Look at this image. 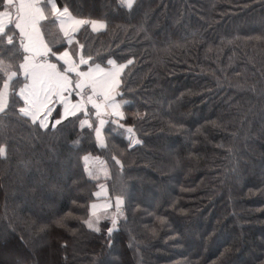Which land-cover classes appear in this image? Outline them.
I'll return each instance as SVG.
<instances>
[{"label":"trees","instance_id":"trees-1","mask_svg":"<svg viewBox=\"0 0 264 264\" xmlns=\"http://www.w3.org/2000/svg\"><path fill=\"white\" fill-rule=\"evenodd\" d=\"M53 1L83 21L88 66H122L121 116L103 146L91 109L32 121L20 37L0 31V264H264V0ZM100 200L114 227L87 226Z\"/></svg>","mask_w":264,"mask_h":264},{"label":"crops","instance_id":"crops-1","mask_svg":"<svg viewBox=\"0 0 264 264\" xmlns=\"http://www.w3.org/2000/svg\"><path fill=\"white\" fill-rule=\"evenodd\" d=\"M3 2L6 10L11 9L10 6L12 9L11 13L5 10L0 14V31L12 24L25 53L20 69L26 81L18 89V95L24 104L21 109L24 115L38 119L48 112L51 114L53 106L50 105L47 110H43L48 100L43 99V94L47 92L54 105L59 102V99L55 98L59 95L77 103L76 109L79 112L85 113L87 109H91L97 117L113 114L121 116L123 103L116 99V94L122 66L113 65L106 68L100 65H87L81 58L74 39L83 21L73 18L65 9H60L53 0H3ZM19 10L21 12L14 17L12 13ZM97 22L89 23L94 32L104 29V23ZM57 33L61 34L67 45L59 54L54 53L49 44ZM59 111L63 114L61 109ZM103 127L104 123L98 124L95 132L99 146L104 144L103 132L102 136L99 134ZM99 136L103 137L102 143Z\"/></svg>","mask_w":264,"mask_h":264},{"label":"rangeland","instance_id":"rangeland-1","mask_svg":"<svg viewBox=\"0 0 264 264\" xmlns=\"http://www.w3.org/2000/svg\"><path fill=\"white\" fill-rule=\"evenodd\" d=\"M125 2H126V4L127 5H129L131 2H132V0H125ZM13 5V4H12ZM10 8L12 9V7L10 6ZM11 9H9V8H7V12L8 13H11ZM21 12V10H19L18 12H14V13H12V14H14V17L16 16V14L17 13H20ZM91 23H92V21H91ZM94 23V22H93ZM96 23V22H95ZM97 23H103V22H101V21H98ZM94 27V26H93ZM92 27V28H93ZM14 75L12 74V75H9L8 77H13ZM8 89H9V85H8V83H4L3 84V86H2V88H1V90H0V110L1 109H3V105H5L6 106V104H7V92H8ZM57 97V99H59L58 101L59 102H57L56 104V107H55V105H54V102H51L50 101V97L47 95V92H46V94H43V99H45V98H47L48 100L46 101V107L43 109L44 111L45 110H47L48 108H49V106L51 105V106H53V109H55V108H59V110L61 109V103L62 102H66L67 103V101L68 100H66L64 97L63 98H61L59 95H57V96H55V98ZM45 101V100H44ZM55 102H56V100H55ZM45 103V102H44ZM121 103H123V102H121ZM44 106V105H43ZM48 106V107H47ZM61 111H62V109H61ZM115 110L113 109L112 110V112H114ZM48 114H50L49 112H48ZM68 115H70V114H68ZM27 117H29L28 115H26ZM62 116V117H61ZM106 116H109V117H113V118H117L118 117V115H106ZM120 116V115H119ZM97 117V116H96ZM102 117V116H101ZM101 117H97V119H98V124H102V123H104V125H105V120H103ZM30 118V117H29ZM32 121H35V122H39V123H41V125L43 126V127H45V121H46V119H42V117H39L38 119L36 118V119H33V118H30ZM60 119H63V115L62 114H60ZM99 134L102 136V130H100V132H99ZM101 136H99V140H100V142L102 143V138L103 137H101ZM127 136H129L130 137V133H127ZM104 145V144H103ZM90 164V163H89ZM97 166V165H96ZM95 167L92 165L91 167H89V169H88V171H89V174L91 173L92 175H94V171H95ZM90 174V176H89V178L90 179H94V177L92 176ZM96 174L97 175H105L106 174V171L104 170V169H99L97 172H96ZM99 194H100V196H105L106 195V191H105V188H102L101 190H99ZM118 206V205H117ZM120 216H119V214H118V212H116V210H111L110 209V204H107L104 200H100L98 203H96V204H94V205H92V209H91V216H90V218H89V220L87 221V226L89 227V228H91V229H96L97 227H98V223L103 219H110L111 220V222H112V226L114 227V224H115V222L117 221V219L119 218ZM3 263H5V262H3Z\"/></svg>","mask_w":264,"mask_h":264},{"label":"built area","instance_id":"built-area-1","mask_svg":"<svg viewBox=\"0 0 264 264\" xmlns=\"http://www.w3.org/2000/svg\"><path fill=\"white\" fill-rule=\"evenodd\" d=\"M52 96V95H51ZM51 98V97H50ZM65 103V101L64 102H62L60 105H61V109H62V111H63V119H65V118H67V117H69V116H72V115H74V114H77L79 111L76 109V107H77V103H75V102H73V101H70V100H68L67 101V105L66 104H64ZM56 103H55V107H56ZM64 108V109H63ZM68 114H70V115H68ZM42 119H46V121H45V126H47L48 124H51L52 126L53 125H55V123L57 122V121H61V120H63V119H59V120H51L50 119V116L47 114V115H45L44 114V116H42ZM41 124V123H40Z\"/></svg>","mask_w":264,"mask_h":264},{"label":"water","instance_id":"water-1","mask_svg":"<svg viewBox=\"0 0 264 264\" xmlns=\"http://www.w3.org/2000/svg\"><path fill=\"white\" fill-rule=\"evenodd\" d=\"M120 95V94H119Z\"/></svg>","mask_w":264,"mask_h":264}]
</instances>
